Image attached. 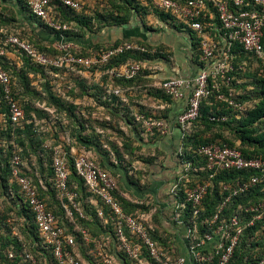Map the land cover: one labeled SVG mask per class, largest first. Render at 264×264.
I'll return each instance as SVG.
<instances>
[{"label": "built area", "instance_id": "built-area-1", "mask_svg": "<svg viewBox=\"0 0 264 264\" xmlns=\"http://www.w3.org/2000/svg\"><path fill=\"white\" fill-rule=\"evenodd\" d=\"M25 1L34 16L51 29L60 31V40L55 45L60 53L44 52L29 40L1 28L0 59L8 56L9 59H13L12 63L20 67L23 59L19 55L18 59H14L11 53L21 50L32 63L45 68L47 75L62 76L59 86L62 82H66V75L69 72L80 73L85 67H100L108 63L113 56L127 51H148L145 45L122 42L95 56H82L79 54L78 43L67 39L66 31L71 30L72 26L56 17V9L59 6L81 11L84 8L82 0ZM140 1L146 7L169 15L171 18L168 24L174 29H177L174 24H180L181 29L197 43L198 60L194 64L198 69L189 77L170 76L151 80L152 73L158 66L150 60H145L144 63L128 62L124 71H118L116 68L110 71L112 77L130 80L147 69L150 73L145 76L150 80L145 88L148 94L149 91L157 89L173 100L187 99L186 108L176 118V126L181 131L178 156L182 168L170 189L171 194L179 195L181 187L184 188L185 201L178 202L176 205L174 219L177 225L184 227L183 241L186 254H178L173 259L151 237L149 230L154 229L153 211L139 215H132L125 211L117 193L122 197H130L119 186L120 172L115 175L111 170L103 167L95 153L85 146L79 149L71 147L69 152L64 148L65 142L61 139L62 144L54 146L53 141L49 140L46 147L53 150L51 182L64 210L65 218L69 220L72 229L62 224L59 216L49 205L47 197L42 196L39 188L44 191L48 189L44 180H40L38 185L31 176L25 174L24 170H28L30 166L23 160L21 152L16 150L10 161V182L19 187L24 202L34 214L39 235V240L34 242V246L39 249L40 254L36 255L28 250L29 245L19 235L15 221L8 218L7 222L12 225V233L22 245L23 252H17V247L12 243L4 246L0 237V264H4L5 259L12 264L20 263L21 261H17L19 258H22L25 264H50L51 261H54V264H91L85 257L75 252L78 232L83 235L87 253L97 264H119L118 255L115 253L117 250L129 258L139 259L143 249H146L149 256L158 264H230L245 229L264 219V199L249 200L247 203L240 201L235 208L232 206L235 200L254 192L258 186H264L263 157L246 156L239 146L240 142L230 146L215 141L199 144L194 149L193 160L182 158V140L186 133L194 131L196 122L202 116L201 109L205 100L217 92L218 100L226 101L240 110L244 108L243 104L235 100L234 89H230L228 93L221 92V83L231 84V73L235 70L234 50L236 48H241L244 54L264 59V0ZM6 45L15 47L16 51L9 52ZM192 52V59L195 60L194 49ZM19 62L21 65L18 64ZM240 67L243 68V65L241 64ZM130 89V87H115L112 92L117 96H123ZM60 92L64 93L62 96L65 99L69 98L66 95V89ZM0 94L7 107L10 122L14 126L26 122V109L14 91L12 76L1 64ZM125 100L128 101V97ZM48 110L53 112L52 109L48 108ZM164 110L165 103L152 108L145 106L143 110L130 108L135 127L138 128L144 141H150L157 135L163 137L171 133L172 122L164 117ZM210 119L226 121L227 116H212ZM64 139L68 146L71 139ZM70 157L73 159L78 177L83 180L91 194L88 198H84L75 184H71ZM112 161L120 165L114 156ZM129 169L131 173L133 165L129 166ZM224 171L251 172V175L247 177L242 175L233 180H220L219 201L215 210L202 219L201 216L206 210L205 200L214 188V180ZM3 198V196L0 197V209L5 207ZM86 203L96 207L98 216L104 220L105 224L111 222L114 225L116 244L111 243L109 235L96 239L82 227L81 219L90 218L86 214ZM106 207L109 216H107ZM186 208H189L191 214L188 221L183 217ZM127 231L132 237L135 236L137 241L133 242ZM111 244L113 247L110 253ZM47 252L52 255L50 262ZM141 263L148 264L143 261ZM253 264H264V255L257 258Z\"/></svg>", "mask_w": 264, "mask_h": 264}, {"label": "trees", "instance_id": "trees-1", "mask_svg": "<svg viewBox=\"0 0 264 264\" xmlns=\"http://www.w3.org/2000/svg\"><path fill=\"white\" fill-rule=\"evenodd\" d=\"M119 1H123L131 7L130 13L133 11V13H137L139 16L146 14L147 11H153L157 13L159 18L164 22L168 23L169 19L171 18L169 15L144 6L140 0ZM1 2L10 3L14 8H16L17 12L22 18V22L29 20L33 24H38L45 30L49 31L54 37H60V31L51 29L42 20L30 12L25 0H0V3ZM99 13H101V11L98 9L92 15L84 14L83 10L76 11L61 6L56 9V17L59 20H62L64 23H68L69 25L74 24V26H80L81 28L86 27L88 30H92V25L94 24V19L96 17L95 14L98 15ZM130 13H128L125 17L118 16L117 13H112L109 17L110 23H116L117 25L127 24L130 19ZM10 20L12 19L6 17L0 11V29L3 28L4 30L8 31V33L14 32L21 38L26 39L23 34L8 25ZM174 26L178 31L184 32L181 29L180 24L177 23L174 24ZM73 33V30L66 31V35H68V37L72 36ZM77 34L78 33H76V35ZM33 39L34 38L31 37V39L28 40L40 50L53 54L60 53L55 46L56 43H47L40 38V43L37 44L33 42ZM121 42L122 41H117L109 47H105L101 44H94L92 48L103 46L105 49H100L101 51L98 52L100 53L115 45H118ZM191 43L196 57V61L194 60V62H197V43L192 40ZM139 44L145 45L148 48V51L141 52L138 50H132L117 56H113L107 63L106 67L114 69L116 66L123 63L133 61L144 63L145 60L152 61L155 58L159 59L162 57L159 51H153L148 43L142 42ZM6 46L9 52L13 50L16 51L15 47H12L11 45ZM83 50L90 51V49L81 48L79 54L82 56H85V52ZM16 54L23 59L22 66L19 67L17 64L12 63L11 61L13 59H9L8 56H3L0 59V64L11 74L14 84V91L17 97L23 103L26 109L27 117L26 122L24 121V123L14 126L9 120L7 107L0 94V197H4L3 203L5 204V207L0 209V237L3 240L4 246L12 243L17 247V252H23L22 245L17 241V238L12 233V225L7 222L8 218H11L15 221L19 235L29 245L28 250L35 253L36 255H39V249L35 248L34 246V242L39 240L38 228L35 223L34 214L28 204L24 202L19 187L16 184H11L10 182V161L16 150L21 152L23 160L26 161L30 166L28 170H24L25 174L31 176L38 185H40V180L42 179L47 184L48 189L46 191H44L42 188H39V190L42 196L47 197L49 205L59 216L62 224L69 227V229H72V227L70 226L69 220L65 218L64 210L60 205L56 190L53 187V183L51 182V178L53 177V150L47 148L46 143L51 140L53 141L52 144L54 146L62 144L63 142L61 140V134L63 132H69L74 140H76V142L78 141L77 144L79 146H85L92 150L97 156V159L101 165L111 170V172H113L115 175H118V171H121V168H124V170L127 172L123 177L125 179L124 184L126 187L127 185L129 186V182H127L126 179H129V166L132 164H128L127 161H125L126 154L123 152L122 147H114L113 149H110L108 145L103 142L102 138L104 134L101 128L102 126L99 127V129L97 128L98 125H95L97 127H92V129L96 131V134L93 133L94 136L97 135L96 137H93L92 133L87 131L89 130L87 125L90 123L87 121L88 119L86 118L85 113H83V111L80 109V106L71 99V92H77V90H80L77 93L78 96L80 94H86L88 96L94 97L97 104H104L103 106H114L115 109V102L121 98L120 96L115 95L113 92L108 95L106 93H102L98 84H94L93 88L96 91L92 93V87L87 80L82 78L79 79L81 84L78 88L74 87V85L67 86L68 82H65L63 84L65 88L62 89L63 86L58 85L62 76H56V73L54 74L55 76L47 75L45 68L39 67L32 63L30 59L22 53L21 50H18ZM234 54L235 70L231 73V84L227 85L225 83H221V92L228 93L230 89H234L236 92V95L234 96L235 100L243 104L244 108L240 110L230 105L226 101L218 100L217 95L219 93L217 92L209 99L205 100L201 109L202 116L196 122L194 131L192 133H186L184 139L182 140L183 159L193 160L194 149L197 148L199 144H208L215 141H219L230 146H235L238 142H240L239 146L246 156L264 158V59L244 54L241 48H236L234 50ZM241 64L243 65V68L240 67ZM61 73L63 72L61 71ZM147 74H150L149 71L147 69L143 70L138 76L130 80L119 79L112 77L111 75L109 76L110 78L114 79L115 87L131 88L133 87V85H131L132 83H135L139 80L144 81ZM65 89L66 95L69 97L68 99H65V97L62 96L63 92H60V90ZM149 94L158 96L162 99H165L166 101L171 100V98L161 90L156 89L154 91H149ZM138 106H140L142 110L145 108V106L140 103H138ZM48 108L52 109L53 112L48 110ZM127 108L128 112L124 110L125 123L130 127L131 132H133L135 136L137 135L138 138L143 141L139 134L138 128L135 127L134 118L131 115L130 107L127 106ZM212 116H227V120L212 121L210 119ZM164 117L168 119L167 114H164ZM160 138L161 137L157 135L153 137V139H150V141L154 142L155 140H160ZM143 142L146 143L145 141ZM63 145L64 148L70 152L71 146H67L66 142L63 143ZM118 150H120V154L118 153ZM113 156L117 159L120 165L112 161ZM198 158L200 159V157ZM69 161L72 171L70 176L71 184H75L77 187L76 189L80 191L81 195L84 198H88L91 196V194L87 190L83 180L78 177L73 165L74 163L72 157H70ZM242 175L247 177L251 175V172L224 171L217 175L214 180V188L212 191H210L207 199L205 200L206 210L201 216L202 219H205V217L213 213L215 210L216 204L219 201V181L233 180L234 178L241 177ZM177 177L178 176L173 178L167 177L165 179L166 186L170 188L169 191H167L168 193H164L166 202H161L162 206L160 212H158V209L153 205L149 206L145 204V202L141 201L135 202L131 198L122 197L119 193H117V196L127 213L139 215L143 212L153 211L154 217L157 215L159 216L161 219V221L159 220L160 222H155L154 217L152 218L154 229L149 230L150 235L173 259L176 258L178 254H180L179 250H181L175 245L177 242L179 243V241L176 242L178 237L176 234L172 233V238L169 236L164 239V237H160L157 233L160 232L162 234L164 231H167L166 227L163 225V215L165 214L168 217L171 216L172 220L174 221V211L176 205L178 202L185 201L183 186L179 190V195L170 193V189L177 180ZM154 180H156V178ZM120 183L121 182L119 181V184ZM120 188L122 187L120 186ZM263 188V185L258 186L254 192H251L245 197L237 199V201L235 200V204H232V206L235 208V205L240 201L247 203L249 200L257 201L264 199ZM144 193L145 191L141 190L139 187L136 188V194L139 196L143 195ZM157 202L159 203L160 201L157 199ZM85 207L86 214L90 218L81 219L80 223L82 227L88 230L93 238L99 239L105 235H109L111 243L113 245L116 244L114 241L116 237L114 233V225L111 222L105 224L104 220L98 216L95 206L88 205V203H86ZM106 213L107 216H109L107 207ZM183 217L187 221L189 218H191L189 208H186ZM182 228L184 227L182 226ZM127 233L131 236L129 231H127ZM131 238L133 242L137 241L135 236H131ZM76 240L77 243L74 247L75 252L85 257L86 261L89 263L97 264L94 262V258H91L87 253V246L83 241V235L81 232L77 233ZM112 244L111 246L113 247ZM113 249L115 251V248ZM115 253L118 255V258L123 259L126 264H143L141 261L148 264H158L155 262V259H152L149 256L146 249H143L139 259L129 258L126 254L121 253L118 250L115 251ZM47 254L50 262L52 255L50 252H47ZM262 255H264V219L245 229L242 235V240L237 248V252L230 264H253L256 259L260 258ZM17 261L21 262H17L15 264H25L22 262V258H19ZM4 264L12 263L5 259ZM50 264H54V261H51Z\"/></svg>", "mask_w": 264, "mask_h": 264}, {"label": "crops", "instance_id": "crops-1", "mask_svg": "<svg viewBox=\"0 0 264 264\" xmlns=\"http://www.w3.org/2000/svg\"><path fill=\"white\" fill-rule=\"evenodd\" d=\"M84 3V14L92 15L96 12L99 8H91V3L96 2H108L110 0H82ZM81 10V11H82ZM18 13V12H17ZM19 15V13H18ZM19 19L22 18L19 15ZM24 19V18H23ZM22 21V20H21ZM96 19H94V24L92 25V30H88V28L80 26V32L82 36L71 37L67 35V39L73 40L81 48L83 49H90L94 44H101L105 47H109L110 45L114 44L117 41L122 42H136L142 43L146 42L150 45L153 51H159L160 55H162L159 59H153L151 62L158 66V68L152 73V79H161L170 76H182V77H189L190 75L194 74L198 67L194 64V60L192 59V43L189 39L187 33L178 31L177 29L172 28L167 22H164L159 18L157 13L153 11H147L146 14H142L139 16L137 13H130V19L127 24L124 25H117L116 23H109L104 24L103 27L97 29L98 25L96 24ZM29 20H25L24 24L29 26V30L31 33L33 32L39 35L38 37L41 38L43 41L49 43L54 42V44L58 43L60 37H54L49 31L45 30L38 24H33ZM77 28V29H78ZM74 27H71V30H77ZM33 30V31H32ZM26 40L31 39L30 36H24ZM77 39V40H76ZM121 42V43H122ZM55 44V45H56ZM11 56L14 59H18V55L16 53H11ZM21 65V63H18ZM70 74L73 72H69ZM66 76L69 78L70 74ZM84 78H89L90 76L86 73H83ZM94 75V74H93ZM82 76V75H81ZM87 76V77H86ZM66 77V78H67ZM67 78V79H68ZM94 78V79H93ZM149 79V78H148ZM93 80L94 82H98L99 79L97 76L90 77V81ZM147 81V78L144 79V82ZM150 81V80H149ZM67 82V81H66ZM91 83V82H90ZM94 86V85H93ZM143 85L133 86L129 91L128 96V106L130 108H140L138 103L142 104L143 106L147 107H154L158 104L165 103V110L164 114L168 115V119L172 122V130L166 136L160 138V140H155L154 142L145 141L144 143L138 136L136 137L139 144H142L144 147L148 146L151 149H160L164 152V159L161 158L157 160L154 164L150 165V178L153 182V185L146 189L145 193L141 196L136 194L138 198H146L147 196L152 195L153 197L158 199L160 202V206H162L161 202H164L166 199L164 198V193H168L169 188L165 184V179L167 177L173 178L178 176L181 171V165L179 161V147L181 145V131L176 126V118L177 116L186 108L187 99L182 100H173L166 101L155 95H150L146 92L145 89H141ZM140 90V91H139ZM86 94H83L84 97ZM88 97V96H87ZM83 101V104L87 103H94V101L85 102L84 100H79V102ZM144 109V108H143ZM126 124V123H125ZM127 125V124H126ZM89 130L90 125L88 124ZM93 127H96L95 125ZM127 127H129L127 125ZM130 128V127H129ZM133 135L134 133L131 132ZM64 138H70L69 132H63L61 134V139L65 141ZM140 139V140H139ZM78 142V141H77ZM76 141L73 140V143L70 146L72 148L79 149L81 146L77 144ZM144 143V144H143ZM75 144V145H74ZM78 145V146H76ZM122 173V172H121ZM156 178V180H154ZM127 193L129 191H126ZM162 196V197H160ZM137 198V199H138ZM166 202V201H165ZM164 223L163 225L166 227L168 232V236H171L172 233L176 234L178 237L176 239L177 242L175 245L179 247L180 254H186V248L184 245L183 237H184V228L176 224L175 219L172 220L171 216L168 217L165 214L163 215ZM183 229V230H181ZM166 232V231H165ZM119 264H126L125 261L121 258H117Z\"/></svg>", "mask_w": 264, "mask_h": 264}, {"label": "rangeland", "instance_id": "rangeland-1", "mask_svg": "<svg viewBox=\"0 0 264 264\" xmlns=\"http://www.w3.org/2000/svg\"><path fill=\"white\" fill-rule=\"evenodd\" d=\"M91 5L92 6L90 9L99 8L98 10L101 11V13H99L98 15L95 14V16H96L95 22L98 25L97 29H100V27H103L104 24L107 25L110 23L109 17L112 13H117L118 16H124L125 17L131 11V7L129 5H127L125 2L119 1V0H114V1L112 0V1H108V2H96V3L93 2V3H91ZM0 11L9 19H12L8 22V25L11 28H14L15 30L19 31L24 36H30L31 35V37L34 38L33 39L34 43H37V44L40 43V40H39L40 38L38 37L39 35H37L36 33L33 34V32L31 33L29 31V30H31V29H29V26H26L24 24V22H22L19 19V15L17 14V9L14 8L10 3L1 2L0 3ZM71 26L76 28V29L78 28V26H74V24H72ZM73 32L74 33L71 37L82 36V33L80 32L79 28L75 31L73 30ZM76 33H78V34L76 35ZM100 49H105V48L103 46H100V47L92 48V50H90V51L89 50H86V51L83 50V51L85 52V57H92V56H95L99 51H101ZM106 65H107V63L101 65L99 68L96 67L95 69L85 67L84 69H82V71L80 73L79 72L71 73L69 78L67 79V82H68L67 86H69V85L73 86L74 85V87L78 88L81 84L79 79L82 78V79H85L88 81V83L92 87V89H91L92 93H94L96 91V90H94L93 85L98 84L100 86L102 93H106L107 95L110 94L113 91V89L115 88V81L113 78H110V76H109L112 68L111 69L107 68ZM125 65H126V63L118 65V66H116V69L118 71H124ZM83 73L88 74L90 77L97 76L99 81L98 82H94L93 80L90 81V77L88 78L86 76L87 78H84ZM148 83H149V79L147 78L146 82L139 80V81H136L135 83H132L131 85H133V86L143 85L140 88L145 89L147 87ZM63 84H64V82H62L61 86L64 87ZM78 91H80V90H77V92H75V91L71 92V99L74 100L75 103H77L80 106V109L83 111V113H85V116L88 119L87 121L90 123L89 124L90 130H87V131L91 132L93 137H96L97 135L94 136V134H96V131L94 129H92V127L94 125H98V127L102 126L101 128H102L103 134H104V136L102 138L103 142L106 143V145H108V147L110 149H113L114 147L115 148L116 147L117 148L122 147L123 152L126 154L125 161H127L128 164L131 163L133 165V169H132L131 173L130 172L128 173L129 179H126V181L129 182L130 187L128 185L126 187L124 184L125 179L123 177H124V174L127 173L124 170V168H121V171H118V172H122L121 178L119 180L121 183L119 185L123 189L129 191L128 192L129 197L133 201L145 202V204H147L149 206L153 205L155 208L158 209V212H160L161 206L157 202L155 197L150 195V196H147L146 198L141 199V198H138V196H136V188L139 187L141 190L146 191V189H149L153 185V182L151 181V178H150L151 175H150V170H149L150 167L149 166L154 164L157 160H159L161 158L164 159V152L158 148L151 149L148 146L144 147L142 144H139L136 137H134L135 135H133L131 133V129L129 127H127V125L125 124L124 112L125 111L128 112V108H127L128 102L125 100V98L129 96L128 95L129 92L124 94L123 96H120L121 98L118 99L117 102H115V104H116V109H115L114 106H109V105L103 106L104 104H102V105L97 104L96 99L94 97H91L88 95H85L86 97H84L83 94H80L78 96V94H77ZM97 91H98V89H97ZM79 100H84L85 102H90V101L93 102L94 101L95 105L93 103H87L84 105L83 101L79 102ZM111 103H112V101H111ZM77 104H75V105H77ZM69 135H70L71 144H72L74 138L71 136V134H69ZM74 141H76V140H74ZM76 146H78V145H76ZM118 153L120 154V150H118ZM131 181H132V183H131ZM125 190H123V191H125ZM161 218H162V216H161ZM159 220L161 221V219L159 218L158 215L156 217H154L155 222H160ZM159 228H160V226H159ZM157 234L160 237H164V239L169 237L168 236L169 234L167 231L166 232L164 231L162 234L160 232ZM109 251H110V253L112 251L111 245L109 247Z\"/></svg>", "mask_w": 264, "mask_h": 264}]
</instances>
